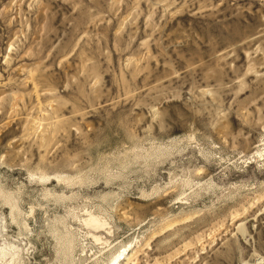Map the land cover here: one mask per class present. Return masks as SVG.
Here are the masks:
<instances>
[{"label": "rangeland", "instance_id": "1", "mask_svg": "<svg viewBox=\"0 0 264 264\" xmlns=\"http://www.w3.org/2000/svg\"><path fill=\"white\" fill-rule=\"evenodd\" d=\"M0 264H264V0H0Z\"/></svg>", "mask_w": 264, "mask_h": 264}, {"label": "bare ground", "instance_id": "2", "mask_svg": "<svg viewBox=\"0 0 264 264\" xmlns=\"http://www.w3.org/2000/svg\"><path fill=\"white\" fill-rule=\"evenodd\" d=\"M1 252V251H0ZM2 253V252H1Z\"/></svg>", "mask_w": 264, "mask_h": 264}]
</instances>
